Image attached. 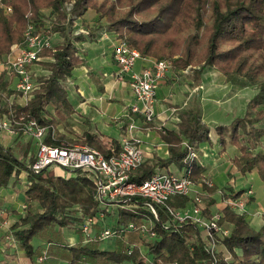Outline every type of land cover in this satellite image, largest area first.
I'll use <instances>...</instances> for the list:
<instances>
[{
    "label": "trees",
    "instance_id": "obj_1",
    "mask_svg": "<svg viewBox=\"0 0 264 264\" xmlns=\"http://www.w3.org/2000/svg\"><path fill=\"white\" fill-rule=\"evenodd\" d=\"M2 3L10 6L12 12L7 14L0 9V60L13 44L23 40L29 23H33L38 31L56 33L62 41L41 52V57L52 60L39 62L49 74L36 79L39 87L26 104L9 101L15 92L5 79L6 73H0V120L4 116L15 121L21 118L22 122L34 120L41 126H48L50 133L56 132L55 138L47 137V144L59 146L70 142L57 131L59 125H70L74 112L63 83L75 68L84 64L78 55L79 45L97 31L105 30L138 50L144 58L168 60L174 71L198 66L201 73L212 67L231 84L256 86L257 93L248 101L244 116L214 129L222 148L227 142L237 148L239 156L233 159V163L238 172L244 175L255 169L264 183V145L261 146L264 127L259 126L264 121L263 0H3ZM67 3H71L69 10L65 7ZM117 5H125L127 10L118 15L115 11ZM43 9L50 10V27L44 22ZM90 12L97 15L94 26L85 21ZM74 18L81 21L80 31H74ZM102 19L105 25H101ZM48 105L52 107V113L46 109ZM173 117L177 121V130L160 133L167 144L168 157L143 162L131 174V181L142 183L157 168L171 164L180 170L191 166V180L194 183L200 180L204 169L196 160L187 159L189 150L183 142L196 152L201 143H210L209 127L202 123L195 106L179 109ZM22 124H14L11 129L21 135ZM81 140L105 155L109 154L96 135L84 132ZM111 144L118 153V142L111 140ZM28 146L20 147L23 157ZM28 163L21 161L11 147H4L0 142V188L17 187L21 173H27L25 215L11 226V230L24 251L27 264H38V251L31 244L34 238L54 227H77L84 217L96 215L99 208L94 199L95 187L89 177L78 175L64 180L51 174H35L29 170ZM203 186L207 195H201V199L206 206H211L214 200L209 195L215 194L216 188ZM242 194L243 191H238L233 198ZM187 201V197L175 196L167 201L166 206L181 207ZM33 205L38 210L33 211ZM78 211L81 216L77 215ZM144 214L149 216L141 207L117 209L116 226H113L125 228L129 223H139ZM221 214L219 224L229 223L232 228L227 236H213L212 240L230 253L227 261L222 252H210L198 228L192 224L173 225L160 210L159 221L155 222L158 236L155 240L141 239L135 232L124 231L121 237L103 243L98 240L73 246L61 243L58 245L59 258L67 264H264V225L257 231L252 229L246 222V213L236 212L228 205ZM124 236L126 241H123ZM49 255L46 264H55L50 252Z\"/></svg>",
    "mask_w": 264,
    "mask_h": 264
},
{
    "label": "crops",
    "instance_id": "obj_2",
    "mask_svg": "<svg viewBox=\"0 0 264 264\" xmlns=\"http://www.w3.org/2000/svg\"><path fill=\"white\" fill-rule=\"evenodd\" d=\"M41 13L45 18L51 17L49 9H43ZM78 29L80 31L81 27ZM95 34L79 45L78 55L83 59L84 64L75 68L71 76L63 83L68 101L74 111L69 126L79 133L72 125V123H78L79 137H73V133L68 131L62 133L59 127H65L64 125L57 127L59 134H64L71 143L85 145L87 144L81 140L83 133L94 134L102 140L106 149L114 148L111 140L118 142L119 138L124 136L137 142L143 152V162L154 159L163 160L168 157V149L160 133L166 130L176 131L177 121L173 114L179 109L195 106L200 120L209 127L210 139V143L204 142L199 145L195 152V160L204 169L201 176L216 188V193L209 195L210 199L213 198L214 204L206 206L203 201L206 214L209 215L216 210L221 211L226 205L225 197L228 194L235 195L238 191H243L241 197H244V194L248 195L251 191L248 202L247 198H244V209L240 212L246 213V222L252 229L259 230L264 225V183L259 179L255 169L244 175L238 172L233 163V159L239 156L237 148L229 142L222 148L218 144V136L214 129L217 125H229L235 118L243 117L248 101L256 95L257 91L250 92L248 86L227 82L225 77L212 67L205 68L201 73L194 71V69L198 70V66L182 71L171 69L160 80L155 94V118L152 123H145L140 115L130 112L129 106L134 100L127 82H119L115 79L117 70L113 59V48L117 43L115 34L105 30L97 31ZM52 38L53 47L62 41L56 33H53ZM48 60L52 61L50 58L42 57L39 62ZM153 61V59L142 57L136 62L134 71L139 72L144 68L152 67ZM39 62L32 66L34 79L48 72ZM46 109L50 113L53 112L49 105ZM259 126L264 127V121ZM18 139L21 141V138L16 135L0 131V142L4 147H12V143L17 142ZM263 145L264 141L261 143V146ZM258 149L260 147L253 150V153ZM157 170L180 171L173 164L157 168L155 171ZM199 190H202V195H207L204 186ZM24 202L26 201L23 179L17 187L0 188V207L6 213L9 225L13 226L21 217L19 208ZM4 205H10L15 212L8 214ZM109 218L110 216L106 217L101 224L96 225L92 232L97 233L102 228L108 227ZM222 226L228 231L232 228L229 223H224ZM47 243L50 244L51 260L55 264H67L59 258L58 245L63 243L73 246L84 243V237L76 230L75 225H67L62 229L57 227L49 229L31 241L38 255ZM218 246V252H222L224 256H230L221 244L216 246L217 249ZM20 250L22 253L18 259L10 252H6V255L0 253V264H27L24 251L21 248ZM235 252L241 255L239 250Z\"/></svg>",
    "mask_w": 264,
    "mask_h": 264
},
{
    "label": "built area",
    "instance_id": "obj_3",
    "mask_svg": "<svg viewBox=\"0 0 264 264\" xmlns=\"http://www.w3.org/2000/svg\"><path fill=\"white\" fill-rule=\"evenodd\" d=\"M0 0V9L7 14L12 12L10 6L3 5ZM264 1V0H263ZM69 10V9H68ZM47 27L52 24V18H45ZM53 34L38 31L33 23H29L24 32L23 40L13 44L9 53L0 60V73H6V80L15 93L21 98V104H26L32 97L39 84L32 73V66L37 64L42 57L44 49L53 48ZM142 56L138 50L130 48L123 40H117L113 48V59L117 66L115 79L127 82L132 93L133 103L129 106L130 112L140 115L145 123H152L155 118V94L160 80L172 69L168 60L153 61L150 68L139 72L134 71L136 62ZM49 74L46 72L44 75ZM14 93V94H15ZM13 94V95H14ZM23 123L22 134L27 141H31L32 156L29 159V170L35 174H51L64 180L75 178L78 175L89 177L95 187L94 199L98 203V212L94 216H86L76 230L84 237V243L92 240L107 242L111 238L121 237L124 231L135 232L141 239L152 241L158 238L155 231V222L159 221V210L164 212L169 223L173 225L192 224L200 231L201 238L212 253L215 251L213 236H227L229 231L219 224L221 211H212L205 214V206L201 199L203 185L212 187V183L200 177L198 183L191 180V166H185L178 172L155 171L142 183L130 180L131 174L143 163V152L136 141L121 136L118 140L119 149L115 153L113 148L104 152L81 143L61 144L59 146L46 143L47 137L55 138L56 132L50 133L48 126H41L34 120L22 122V119L11 120L4 116L0 120V131H7L19 136V131L11 129L14 124ZM189 150L187 159L195 160L196 153L183 142ZM23 179L24 191L27 188V173ZM244 197L233 198L228 194L225 204L236 212L244 209ZM175 196L187 197L186 205L181 207L166 206L168 200ZM134 199L135 201H132ZM117 209H135L141 207L148 211L139 223H129L125 228L104 227L99 232L93 233L96 225L101 224L110 212V207ZM26 202L20 204L21 216L25 215ZM164 208V210H162ZM78 216L81 212L78 211ZM0 253L11 255L18 259L22 253L13 236L6 213L0 207ZM123 241H126L124 236ZM50 244L44 245L36 258V263L46 264L50 259ZM133 247V246H132ZM131 252V247L127 250ZM230 256H225L229 260ZM176 264V263H163Z\"/></svg>",
    "mask_w": 264,
    "mask_h": 264
},
{
    "label": "rangeland",
    "instance_id": "obj_4",
    "mask_svg": "<svg viewBox=\"0 0 264 264\" xmlns=\"http://www.w3.org/2000/svg\"><path fill=\"white\" fill-rule=\"evenodd\" d=\"M101 1V0H100ZM65 7H66V9L68 10V9H70V7H71V3H67V4H65ZM127 10V8H126V6L125 5H121V6H116L115 7V11L118 13V15H122L125 11ZM205 19H206V21H208V14H206V17H205ZM85 21L87 22V23H89V25L90 26H94L95 25V23L97 22V15L95 14V13H93V12H90V13H88L87 15H86V17H85ZM74 22H75V28H74V31H79V29L78 28H80L81 27V22L79 21V19H77V18H74ZM100 23H101V25H105V20L104 19H102L101 21H100ZM99 22L97 23L98 25L100 24ZM202 31V30H201ZM201 31H200V33H201ZM98 32H100V31H98ZM96 35V34H95ZM194 71L196 72V71H198L197 69H194ZM249 88H248V90H250V92H254L253 90H256L257 91V89H256V86H251V85H247ZM9 101H15L16 103H21V98L18 96V94L17 93H15L14 95H12L10 98H9ZM77 124L78 123H76L75 122V124H73L72 123V125L73 126H75L76 128V130L77 131H79V133H80V129H79V127L80 126H77ZM71 126H69V127H63V126H60L59 127V129H60V131L62 132V133H64V131H68V132H72L73 133V137L75 136V137H79V133H76V131H74L73 129H71L70 128ZM18 138H21L20 140L21 141H19V139L17 140V142H15V143H12V150H13V152L15 153V155L21 160V161H24V162H27L28 163V161H29V159L31 158V154H32V149H33V147L31 146V141H23V140H25L26 138H24L23 137V135H19L18 136ZM29 144V146H28V149H27V152H26V156L25 157H23L21 154H20V147H21V145H28ZM68 144H71V142H69ZM22 176L24 177V173L22 174ZM251 194H249V196L247 197V202H248V200L250 199V196ZM253 196V195H252ZM4 208H5V210H6V212L8 213V214H12V213H14L15 211L13 210V208L10 206V205H4ZM32 210L33 211H36V210H38V207L36 206V205H33L32 206ZM110 214L109 215H106L107 217L108 216H110V218H109V224H108V227H111V226H113V225H115L116 226V216H117V208L115 207V206H112V207H110V212H109ZM207 213V211L205 210V214ZM108 214V213H107ZM206 215H208V214H206ZM222 247H220V249H221ZM215 250L217 251H219V246H218V249L217 248H215Z\"/></svg>",
    "mask_w": 264,
    "mask_h": 264
}]
</instances>
